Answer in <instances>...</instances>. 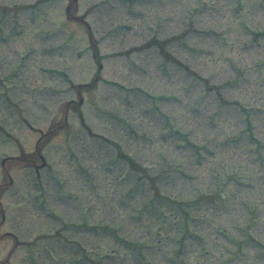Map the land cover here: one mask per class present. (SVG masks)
Returning <instances> with one entry per match:
<instances>
[{
	"label": "rangeland",
	"instance_id": "obj_1",
	"mask_svg": "<svg viewBox=\"0 0 264 264\" xmlns=\"http://www.w3.org/2000/svg\"><path fill=\"white\" fill-rule=\"evenodd\" d=\"M0 264H264V0H0Z\"/></svg>",
	"mask_w": 264,
	"mask_h": 264
},
{
	"label": "trees",
	"instance_id": "obj_2",
	"mask_svg": "<svg viewBox=\"0 0 264 264\" xmlns=\"http://www.w3.org/2000/svg\"><path fill=\"white\" fill-rule=\"evenodd\" d=\"M59 127H60V125H58V126H53L52 128L48 129L45 133H43V134L40 136V138H39V140H38V142H37V145H39L40 143L42 144V142H44L45 139H48V135L51 134V132H53L56 128H59ZM45 143H46V142H45ZM37 152H38V151H37ZM37 152H36V153H37ZM35 159H36V154L33 153V154H29V155H21V156L17 157V158H16V162H17L18 164L26 165V164L29 163V162H33V161H35Z\"/></svg>",
	"mask_w": 264,
	"mask_h": 264
}]
</instances>
